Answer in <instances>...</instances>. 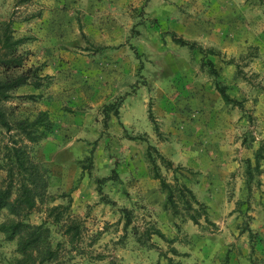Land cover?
I'll use <instances>...</instances> for the list:
<instances>
[{
	"label": "rangeland",
	"instance_id": "1",
	"mask_svg": "<svg viewBox=\"0 0 264 264\" xmlns=\"http://www.w3.org/2000/svg\"><path fill=\"white\" fill-rule=\"evenodd\" d=\"M190 4L181 10L162 0H0V24L10 26L11 41H22L16 54L22 67L10 74L28 78L4 105L6 118L11 123L33 122L45 113L51 126L35 149L47 188L23 215L28 224L39 225L58 207L54 217L59 222L50 235L57 259L48 264H69L78 256L86 259L75 264H159L168 258L194 264L195 252L193 261L183 252L202 250L207 237L215 240L212 252H218L210 264H264V0H208V9L229 11L210 15L202 14L206 5L196 14ZM182 15L203 21L222 49L188 40L192 49L178 45L174 38L182 36L173 22ZM52 23L64 30L53 31ZM43 28L44 35L38 37ZM233 37L241 44L231 54L228 43ZM53 42H58L56 59L46 55V46ZM216 85L234 103H226ZM154 106H190L193 113L194 106H213L235 125L229 134L238 143L233 161L239 167L224 183L227 204L187 207L176 198L174 216L165 200L179 223L177 238L185 242L181 251L177 239L149 234L157 227L165 231L164 223H154L149 213L138 209L140 215L127 209L122 213L110 199L118 184L116 171L131 166L136 157L150 170L149 158L154 159L161 174L153 143L163 137ZM6 137L0 135V157ZM176 168L177 182L185 174L196 181V174ZM5 181L7 174L0 169V182ZM83 182L93 190L90 208L99 207L97 201L104 203L99 212L106 211L107 221L101 226L87 223L85 214L71 206V194ZM12 185L16 192L18 177ZM191 216L198 219V234L185 229ZM15 220L7 210L0 211V264H19L22 259L17 240H8L1 229Z\"/></svg>",
	"mask_w": 264,
	"mask_h": 264
},
{
	"label": "crops",
	"instance_id": "2",
	"mask_svg": "<svg viewBox=\"0 0 264 264\" xmlns=\"http://www.w3.org/2000/svg\"><path fill=\"white\" fill-rule=\"evenodd\" d=\"M162 1L171 4L173 8L182 5L186 6L187 2L189 4L191 3L192 9H196V14H199L198 8H203L204 5L206 6L202 11L206 10V12H202L203 15L225 14L229 12L225 10L227 8L208 9V0ZM180 8L181 10L183 9V7ZM173 27L174 31L182 36L183 40L195 42L201 46L220 47L218 41L213 38L210 28H206L204 22L197 18L182 15V17L180 16L177 18L176 22H173ZM51 29L59 33V31L64 30V26H60L58 23H52ZM44 33L45 29L43 28L42 31L38 32V37L43 36ZM57 43L53 42V44L46 46V55L51 53L53 59L58 57ZM242 43H245V40L242 41ZM228 44L230 46L228 52L234 54L241 42L233 37ZM52 47L53 50L50 49ZM185 107L186 106H154L151 109L155 121L158 122L161 127L159 134L163 137L161 140H157L156 138L153 145L157 149L158 154L170 161L174 168L180 167L188 170L190 174L191 172L192 174H196L197 179L195 182L190 181V176L185 174L181 181H178V184L190 190L199 204L208 208L221 207L227 204V200L224 196V183L230 174L234 172V167H239L236 162L233 161L235 157H237L235 156V149L238 147V143L235 137L229 134L230 128L235 127V125L232 124L233 120L229 119L228 116L223 118L221 115L222 112L220 110L217 112L213 106H194L191 109L194 110V113L190 111V106ZM136 159L137 161H132L131 166L116 171L118 175V184L115 187V191L110 196L111 204L118 210H134L136 215H140L135 211L138 209L140 212L149 213V215L154 218H151L152 221H155L154 223L158 225L164 223L162 228L164 229L165 227L166 232L163 231L161 227H157V230L169 240L173 238L177 239L178 241L175 244L177 246L176 249L177 251H181L180 249L185 242L177 238L179 235L177 234V229H179L178 220L176 217L174 218L172 216L170 210L165 206L167 193L161 189L159 181L154 179L150 168H148L144 161L140 160L139 157H136ZM161 174L162 177L166 175L168 178L172 177V180L168 179L166 182L174 184V174L172 170L167 171L161 168ZM61 187H63V185ZM62 191L64 190L62 189ZM92 192L93 190L88 188V184L83 182L71 194V206L76 208L77 211H74L75 213H79L80 215L85 214L82 217L84 221L87 223L95 222L94 224H100L101 226L103 222L107 221V217L105 216L106 211L103 213L99 212V209L104 207V203H99L97 201L96 203L99 204V207L96 206L95 209H91L90 205L93 204H91V199L89 198ZM115 192L117 193L116 195ZM90 210L93 212L91 213ZM146 221L151 220L149 217H146ZM185 229H188V233L191 230L194 234L199 233L197 227L193 225L192 222H189ZM206 239L208 241L205 243L208 245L202 244V250L199 248V250L196 251L183 252L187 255L190 254L192 261L195 255L197 256V259H194V264H210L209 260L216 255L218 256V252H212L213 248H211V246H216L215 240L213 241V239L209 237L205 238V240ZM191 240L190 238L189 241ZM180 241L183 243H180ZM194 243L196 244V241H194ZM138 248L140 250L144 249L141 246ZM193 252H195V255H193ZM73 254L76 253L73 252ZM85 259V256H78L70 261L69 264H75ZM148 264L152 263L148 262ZM153 264L157 263L155 262ZM159 264L167 263L160 262Z\"/></svg>",
	"mask_w": 264,
	"mask_h": 264
},
{
	"label": "trees",
	"instance_id": "3",
	"mask_svg": "<svg viewBox=\"0 0 264 264\" xmlns=\"http://www.w3.org/2000/svg\"><path fill=\"white\" fill-rule=\"evenodd\" d=\"M9 28L8 24H0V135L3 132L7 135L1 149L0 169L6 172L9 179V182H0V211L7 210L16 220L8 228L2 227L1 229L7 233L8 240H17L16 252L22 257L19 264H48L57 259V250L52 247L50 235L51 229L59 222V217H54L58 207L53 208L47 216V222H50V226L47 222L39 225L28 224L23 215L36 206V200L43 198L47 188V182L44 180L43 174L40 173L39 163L36 162L35 149L36 145L46 138V133L50 131L51 126L47 122L45 113H41L33 122L16 121L11 123L6 118L4 105L11 99L15 90L28 83V78L25 74L18 76L10 74L11 71L22 67L20 56H16L17 48L22 44V41H11L7 33ZM174 41L178 45L189 49H192L194 45L182 38H174ZM141 69L142 67L139 68V71ZM217 89L226 103H234L226 95L224 88L217 86ZM149 116L152 119L151 115ZM107 121L108 116L106 115L104 118L105 126H107ZM155 132L158 134L156 128ZM157 157L161 167L167 171L172 170L174 174V184L167 183L160 175L159 166L154 162V159L149 158L153 177L159 181L161 189L166 191V205L172 207L173 215H177L179 200L187 207H191L192 203L199 205L190 190L183 185H177V168H174L173 164L160 154H157ZM259 157L260 151L258 150L255 156L256 160ZM15 177H18V189L16 192L13 191L12 185ZM175 192L178 197L174 195ZM176 198L180 199L177 201ZM125 211L122 209V213H126ZM190 220L195 226L199 225L196 217L191 216ZM125 225H130V223L126 221ZM71 230L67 229V234H71ZM149 234L156 235L162 240L166 239L158 230ZM73 236L74 234H72ZM72 237L70 238V244L73 243ZM171 252L172 255L178 256L176 250L172 249ZM167 264L185 263L168 258Z\"/></svg>",
	"mask_w": 264,
	"mask_h": 264
}]
</instances>
